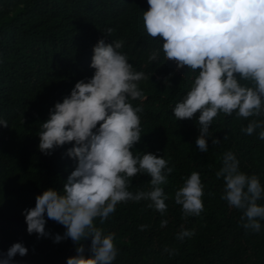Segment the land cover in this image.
Returning <instances> with one entry per match:
<instances>
[{
  "label": "trees",
  "instance_id": "trees-1",
  "mask_svg": "<svg viewBox=\"0 0 264 264\" xmlns=\"http://www.w3.org/2000/svg\"><path fill=\"white\" fill-rule=\"evenodd\" d=\"M148 9L147 0H0V120L8 124L0 125V253L17 242L28 248L12 264H67L80 246L86 258L92 254L91 237L79 244L70 238L54 243L53 237L66 229L46 216L45 230L51 235L28 234L22 212L34 208L36 197L45 190L62 192L76 167L77 162L65 154L71 143L46 156L38 148L39 132L55 103L70 95L79 80L94 74L93 47L100 39L123 40L119 51L136 71L143 72L150 64L155 67L158 86L154 88L150 79L141 88L147 102L132 101L144 108L141 140L132 151L151 152L173 168L168 183L161 185L168 197L166 213L148 208L149 201H130L118 204L104 224L95 220L105 233H116L118 255L113 264H264V220L259 232L245 230L242 211L221 199L225 182L216 176L224 153L232 151L239 169L256 174L264 186V140L258 138L259 129L251 136L241 131L249 120L264 116L244 120L235 112L220 113L209 128L208 152H201L196 145L199 112L183 120L172 112L198 72L167 61L164 41L145 31L143 12ZM108 28L114 29L110 36ZM154 50L159 58L150 61ZM213 138L220 143L213 145ZM193 171L201 174L205 185L204 211L198 217H184L174 197ZM150 179L137 175L130 190H148ZM258 203L264 205V199ZM164 220L167 225L162 227ZM141 225L149 227L141 231ZM182 230H194L195 235L181 241L177 234Z\"/></svg>",
  "mask_w": 264,
  "mask_h": 264
},
{
  "label": "clouds",
  "instance_id": "clouds-1",
  "mask_svg": "<svg viewBox=\"0 0 264 264\" xmlns=\"http://www.w3.org/2000/svg\"><path fill=\"white\" fill-rule=\"evenodd\" d=\"M147 2L149 9L143 12L146 33L164 41L167 61L198 72L172 112L177 120L192 119L199 112L196 145L201 152H208L209 128L220 113L231 116L235 112L244 120L264 116V0ZM113 31L108 28V36ZM123 46V40H98L90 65L92 77L79 80L41 124L40 152L51 155L56 148L71 143L65 154L77 163L62 192L45 190L36 197L35 207L23 210L22 215L28 234L35 233L38 238L51 235L45 230V216L66 229L63 235L53 237L54 243L70 238L79 244L91 237L92 254L86 258L83 246L77 247V255L67 258V264H113L118 255L116 233H105L95 226V220L104 224L118 204L149 201L147 207L162 215L168 209V197L161 185L168 183L173 172L169 161L151 152L132 151L141 140L144 111L132 101L147 102L141 88L150 79L154 88L158 86L157 71L151 64L142 68L143 72L136 71L128 56L119 51ZM158 58L157 50L149 55L150 61ZM0 125L8 127L4 120ZM258 129V138L264 140V119L249 120L241 131L251 136ZM212 143L220 141L213 138ZM222 164L216 173L225 182L221 199L242 211L240 220L245 230L259 232L264 220V205L258 203L264 199L260 178L242 172L232 151L224 153ZM143 174L151 178L149 189L131 191L133 178ZM204 187L201 174L193 171L175 192V203L182 206L184 217H198L204 211ZM166 225L167 220L162 221L161 226ZM148 227L141 225L139 230ZM193 235L194 230H182L177 239L183 241ZM27 253L22 242L14 243L6 253H0V264H12L17 254L23 257Z\"/></svg>",
  "mask_w": 264,
  "mask_h": 264
}]
</instances>
